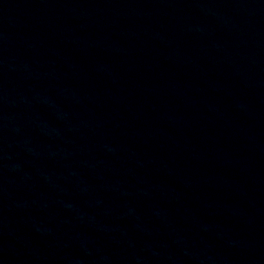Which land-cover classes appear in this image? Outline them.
<instances>
[{
	"label": "water",
	"instance_id": "1",
	"mask_svg": "<svg viewBox=\"0 0 264 264\" xmlns=\"http://www.w3.org/2000/svg\"><path fill=\"white\" fill-rule=\"evenodd\" d=\"M111 0H0V91Z\"/></svg>",
	"mask_w": 264,
	"mask_h": 264
}]
</instances>
